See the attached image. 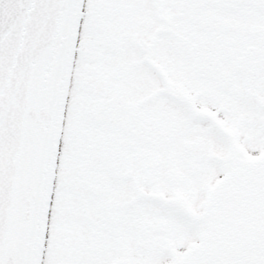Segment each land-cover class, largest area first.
<instances>
[{"label": "snow or ice", "instance_id": "1", "mask_svg": "<svg viewBox=\"0 0 264 264\" xmlns=\"http://www.w3.org/2000/svg\"><path fill=\"white\" fill-rule=\"evenodd\" d=\"M0 264H264V0H0Z\"/></svg>", "mask_w": 264, "mask_h": 264}]
</instances>
